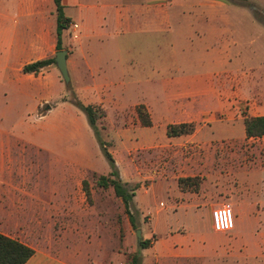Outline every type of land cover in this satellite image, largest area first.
<instances>
[{
    "label": "rangeland",
    "instance_id": "1",
    "mask_svg": "<svg viewBox=\"0 0 264 264\" xmlns=\"http://www.w3.org/2000/svg\"><path fill=\"white\" fill-rule=\"evenodd\" d=\"M51 5V9L45 11L43 17L29 16L21 20L25 31L9 32L8 36L6 34L4 46L0 49V58H3L6 57L8 44L12 47L9 50L12 62L16 54L15 39L16 44L19 41L25 46L24 54L13 69L23 78L19 80L9 71H0V140L8 142L7 149L14 158L24 154L27 163L13 158L12 162L7 164H12L17 173L16 169L21 168V176L27 178L18 177L17 173H5V180L14 184L26 182L42 187H61L68 195L73 184L75 200L83 201L88 206L89 232L84 240L90 245L91 253H100L102 264H125L128 255L139 251L136 230H141L144 239L150 241L153 240V234L158 236L165 232L167 223L173 229L184 228L187 235L210 233L206 217L203 216V208L192 210L190 204L185 203V207L177 209L176 214L173 212V204L180 203L179 196L176 195V180L185 175H193L202 181L211 180V176L220 174L224 175L222 184L225 182L228 188L235 187L230 183L231 177L225 175L226 164L231 163L227 159L245 158L250 149L259 146L242 139V120L251 115H264V0L233 1L230 5L234 10L249 9L252 6L256 8L251 15H229L235 26V54L251 52L249 64H235L234 67V93L228 96L232 115H209L203 123L195 124L196 127H201L196 140L202 141V145L187 143L182 146L171 145L141 150L135 149L140 144L136 142L138 137L147 140L149 133H154L155 143L167 140L164 126L174 119L177 114L175 109L181 104L192 102L189 97H177L171 95L170 91H165L162 80L151 81L143 77L141 71L145 72V65L139 62L146 58L145 43L151 36L155 43L162 39L181 40L186 31L185 18L171 16L169 28L162 34H147L145 30L136 35L122 34L107 25L89 42V45H94L96 56L101 60L100 72L90 78L83 74L77 77L68 70L69 83L65 84L55 64L44 68L34 77L24 75L21 71L24 65L54 58L57 52L54 47L56 16L53 3ZM70 11L68 10L65 17L69 21H75ZM222 23L217 22L224 27L225 23ZM10 24L17 23L11 20ZM16 27L12 26L10 31ZM203 27L205 25L197 18L194 23L196 35ZM63 39L65 43L62 48L68 51L67 58L71 48L85 47L88 42L85 38L73 40L68 27L63 32ZM123 39H135L139 44L138 52L134 55L137 61L127 64L129 69L138 70L137 79L134 75L130 76L129 72H122V66L117 62L121 55L116 46ZM193 44H196V40ZM243 44H247L248 49H241ZM209 71L210 66L206 63L194 65L192 68L189 64H179L171 66L166 77L186 76L190 72L204 74ZM203 83V92L195 100L196 107H209V112L212 113L216 95L224 100L225 85L229 87L230 81L223 76L213 77ZM94 86L102 87L103 90H94ZM78 105H99L98 107L106 109L105 111L102 108L106 116L102 123L103 129L99 125L98 131L106 151L115 162L124 188L129 192L136 189L129 204L134 226L131 225L129 215L113 189H105L97 184V177L107 176L110 167L84 112ZM138 105L149 107L152 111L156 122L154 130L141 127L138 119H135L133 108ZM214 119L223 123L203 125L206 121ZM220 126L228 129L226 138L234 139L211 144L210 141L217 139L215 131L216 128L220 129ZM158 180L161 182H156ZM83 181L88 184L89 198L83 191ZM261 181L263 179L260 177L250 178L244 185L249 191L251 203L258 204V210L262 211L260 227L263 230L264 188ZM152 182L156 183L149 186ZM210 182L206 183L207 189L214 188ZM237 188H242L240 181ZM135 208H140L143 212L141 222H138L140 213ZM169 218L170 222L167 220ZM85 264L89 262L85 261ZM192 264L199 263L192 261Z\"/></svg>",
    "mask_w": 264,
    "mask_h": 264
},
{
    "label": "crops",
    "instance_id": "2",
    "mask_svg": "<svg viewBox=\"0 0 264 264\" xmlns=\"http://www.w3.org/2000/svg\"><path fill=\"white\" fill-rule=\"evenodd\" d=\"M233 1L251 0H60L64 16L68 14V10H71L75 21L71 19L70 23L79 25L78 39L85 38L88 41L85 47L71 48L70 56L66 61L67 70L76 74L77 77L83 74L90 78L100 72L101 60L96 56L94 45L92 43L89 45V42L91 38L98 36L107 25L122 34L136 35L142 30H145L147 34H154V32L162 34L165 29L169 28L171 16L185 18L186 31L181 40L162 39L155 43L151 36L145 43L146 58L143 62L138 59L142 65H145V72L141 71V75L147 80H162L163 89L170 91L171 95L192 99L191 103L181 104L175 109L177 114L174 119L170 120V123L164 126V132L170 124H201L209 115L212 117L217 114L228 117L232 115L228 96L234 93L235 64L251 62V52L235 54V26L229 15L233 16L236 13H239L238 16L242 13L251 15L256 9L252 6L249 9L234 10L235 8L230 6ZM51 3L53 0H0V33H2L0 49L4 46L6 34L8 36L9 32L23 33L25 31V25L20 22L21 20L29 16L43 17L45 11L51 9ZM53 7L55 11L54 3ZM197 18L205 25L198 35L194 28ZM11 20L16 21L17 24H10ZM217 22H223L225 26H220ZM12 26L17 27L10 31ZM194 40L196 44H193ZM64 43L65 40L62 37V44ZM14 44L16 54L12 62L9 55L12 47L8 44L6 57L0 58V71H9L20 80L23 77L17 75L13 69L20 56L24 54L25 46L19 41L16 44V39ZM55 45L56 42L54 47ZM116 48L121 55L117 62L122 66V72H129L130 76L134 75L137 79L138 70L129 69L127 64L137 61L134 55L138 52L139 44L135 39H123ZM241 49H248V45L243 44ZM185 51H187L186 54ZM205 63L210 66L208 73L191 74L190 72L186 76L166 77L171 66L189 64L192 68L194 65ZM37 74L24 75L34 77ZM223 76L230 81L229 87L225 85L224 100L218 94L216 95L217 99L214 102L212 113L209 112V107L202 108L200 105V108L196 107V97L201 95L205 86L203 82L212 80L213 77ZM94 90L102 91L103 88L94 86ZM145 108L151 120V127L145 129L152 131L156 126L154 115L149 107ZM258 116L264 115H251L250 117ZM217 123L222 124L223 122L214 119L206 121L203 125ZM200 128L195 125V132L192 135L168 138L162 143H155V134L149 133L150 137L147 140L140 137L136 139V142L140 144L135 149L182 146L187 143L202 145V141L196 140ZM216 130L217 139L214 142L210 141L211 144L234 139L225 137L228 134L226 127L220 126V129L216 128ZM242 139L246 140L245 134ZM247 141L259 144V146L250 149L249 155L245 158L227 159L231 163L226 164L225 175L231 177L230 183L235 187L228 188L225 182L222 184L221 180L224 175L220 174L216 177L211 176V180L203 181L193 175L180 177L198 178L200 183L193 190L181 191L176 180V195L179 196L180 203L173 204L171 207L173 212L176 214L177 209L185 207L183 205L185 203L190 204L189 207L192 210L203 208L205 210L203 216L206 217L210 233L187 235L184 228L173 229L168 226V223L164 233L158 236L153 234L152 241L144 239L143 232H141V238L148 244L146 249L140 250V264H192V261H198L199 264L206 262L211 264H264V229L260 227L262 211L258 210V204L251 203L249 191L244 185L250 178L260 177L261 180L263 179L261 184L264 188V137L250 138ZM7 143L0 140V234L33 250V255L25 264H85V261L89 264H102L100 261L102 258H99L100 253H91L90 245L84 240L89 232L88 206L83 201L75 200L73 184L71 185L72 191L68 195L61 187H42L29 185L26 182L14 184L5 180V173L10 175L17 173L12 164L10 166L7 164L14 158L7 149ZM23 155L14 159H21L27 163ZM16 170L18 177L27 178L21 176L23 174L21 168ZM239 181L242 188H237ZM156 182L160 183L161 180ZM156 182H152L149 186ZM207 182L213 184L214 188L207 189ZM223 204L231 206L235 225L230 232L215 233L211 228L210 212L213 208ZM135 209L140 213L138 222H141L143 212L140 208ZM167 220L170 222V218ZM151 232L153 233L152 229Z\"/></svg>",
    "mask_w": 264,
    "mask_h": 264
},
{
    "label": "trees",
    "instance_id": "3",
    "mask_svg": "<svg viewBox=\"0 0 264 264\" xmlns=\"http://www.w3.org/2000/svg\"><path fill=\"white\" fill-rule=\"evenodd\" d=\"M55 6V16H56V51L63 50L62 48V37L63 32L67 30L68 24L70 21L64 16L63 7L61 5L60 0H53ZM67 59V58H66ZM54 64V58L45 59L36 61L30 64H27L23 67L22 72L24 74H37L44 68L49 65ZM79 106V105H78ZM79 108L84 112L88 125L94 133L97 142L101 148L103 155L109 163L110 172L107 176H98L97 184L100 187L108 188L111 187L115 193V196L120 198L125 212L129 215V220L132 226H134V222L132 221V217L129 211V204L134 197L133 191H127L123 184L120 181L119 173L117 171L116 165L112 156L106 151L105 144L100 138V134L98 131V126L103 129L102 123L105 119V112L102 108L98 106H79ZM139 124L143 128L151 127L150 116L143 105H138L134 108ZM243 127L245 139L248 140L250 138H260L264 137V116L258 117H245L243 119ZM195 132V124L193 123H178V124H170L166 127L165 135L167 138H175L181 136L192 135ZM200 183L198 178H178L177 185L181 191L185 190H193L194 187H197ZM82 187L85 195L89 198L90 192L88 189V184L86 181L82 182ZM138 188V187H137ZM147 241H140L137 251L135 254H131L127 256L125 264H140V250L146 249ZM33 250L29 247L19 243L16 240L10 239L2 234H0V264H25L28 259L33 255Z\"/></svg>",
    "mask_w": 264,
    "mask_h": 264
},
{
    "label": "built area",
    "instance_id": "4",
    "mask_svg": "<svg viewBox=\"0 0 264 264\" xmlns=\"http://www.w3.org/2000/svg\"><path fill=\"white\" fill-rule=\"evenodd\" d=\"M68 28L72 39L77 40L79 38V25L77 23H69ZM210 218L211 228L215 233L230 232L235 225L233 210L229 204H223L213 208L210 212Z\"/></svg>",
    "mask_w": 264,
    "mask_h": 264
},
{
    "label": "water",
    "instance_id": "5",
    "mask_svg": "<svg viewBox=\"0 0 264 264\" xmlns=\"http://www.w3.org/2000/svg\"><path fill=\"white\" fill-rule=\"evenodd\" d=\"M67 50H61L57 51L54 56V64L56 65L60 76L65 84L69 83V76H68V70H67ZM136 238H137V244L139 245L141 241V231L136 230Z\"/></svg>",
    "mask_w": 264,
    "mask_h": 264
},
{
    "label": "clouds",
    "instance_id": "6",
    "mask_svg": "<svg viewBox=\"0 0 264 264\" xmlns=\"http://www.w3.org/2000/svg\"><path fill=\"white\" fill-rule=\"evenodd\" d=\"M230 226V225H229Z\"/></svg>",
    "mask_w": 264,
    "mask_h": 264
}]
</instances>
